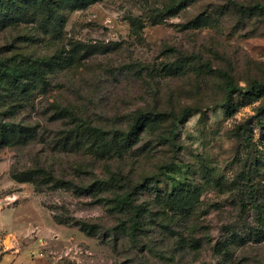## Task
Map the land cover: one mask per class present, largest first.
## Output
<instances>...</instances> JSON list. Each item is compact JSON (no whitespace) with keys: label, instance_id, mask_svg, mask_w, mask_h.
<instances>
[{"label":"rangeland","instance_id":"1","mask_svg":"<svg viewBox=\"0 0 264 264\" xmlns=\"http://www.w3.org/2000/svg\"><path fill=\"white\" fill-rule=\"evenodd\" d=\"M176 2L0 0V264H264V16L235 7L264 0ZM142 113L168 117L106 158L79 129Z\"/></svg>","mask_w":264,"mask_h":264},{"label":"trees","instance_id":"2","mask_svg":"<svg viewBox=\"0 0 264 264\" xmlns=\"http://www.w3.org/2000/svg\"><path fill=\"white\" fill-rule=\"evenodd\" d=\"M62 2L63 5L66 6L67 9L69 10H76V9H83L86 8L88 5L93 4L99 0H60ZM188 0H178V2H176L175 4L173 3L172 7L167 8V11H171L173 12L175 6L180 3V4H184L182 6H185L187 4ZM42 2L47 6L48 9H51L52 5H54L55 3H57V0H42ZM235 7L240 10L242 13H248V12H257L258 14H261L262 16H264V6L261 3H258L256 5L250 6V7H245L241 4H235ZM96 51V50H95ZM93 51V52H95ZM88 53V52H87ZM43 60L39 59L37 62L34 63V65L37 64H43L42 63ZM4 76H8L9 78L16 80V78H20L19 75L16 72H12V71H8L6 73L3 72L0 73V86H1V80ZM26 76H38L39 79H43L44 75L42 72V69H38L36 67L33 68V71H31V73L27 74ZM223 76L226 78L227 82L225 85V92H226V101L224 104V108L226 110H230L231 105L234 102L235 97H240V98H244L246 99L248 96H251V91H247L244 88H240L237 87L234 82L232 77L227 73L224 72ZM258 88V87H257ZM187 113H189V110L183 111L182 113H180L179 116H177L174 120L175 125L177 126L178 124H180L185 117L187 116ZM174 114H171L169 116H172ZM176 116V115H174ZM168 116L165 114H157L154 115L153 117L150 114H139L138 116H136L133 120V125L131 126V128L128 131H123V130H118L115 131L116 133L111 134L110 132H106V127L105 126H92L91 123L89 124H83L79 126L80 130H83L82 132H85L84 137L85 138H90L92 137L93 140L90 143V150L94 153H96L97 155L106 158V152L107 150L112 149V146H114V148L116 150H120V146L121 149L125 146V148H128L132 145H134L137 140L139 139V136L141 135L142 131H145L147 125L154 121H162V120H166ZM175 126V127H176ZM174 127V129H175ZM175 133V131H173V134ZM112 136V137H111ZM90 138V139H92ZM89 139V140H90ZM100 142V144H99ZM99 144V145H98ZM145 186H138L137 188L139 190H142ZM174 194H176L177 199H180L178 201V204L182 207L185 208L187 207L186 202H184V197L187 198L189 203L193 202V199L191 197H186V195H183V190H178L176 191ZM118 205H125L127 206V209L129 211L130 217H129V226L127 229V232L130 236V238L132 240H135L138 234H141V232H143V228H142V223H141V217H142V211L140 206L135 205L131 199V195L128 196H124L121 197L118 201H115ZM254 209L256 212H260L259 211V207L258 205L254 206ZM261 213V212H260ZM262 219H264V217H262ZM82 228L88 232V233H92V229H89V226L87 224H82ZM260 234H257V239L256 240H260L258 238Z\"/></svg>","mask_w":264,"mask_h":264}]
</instances>
